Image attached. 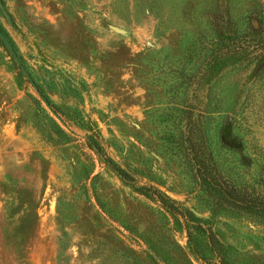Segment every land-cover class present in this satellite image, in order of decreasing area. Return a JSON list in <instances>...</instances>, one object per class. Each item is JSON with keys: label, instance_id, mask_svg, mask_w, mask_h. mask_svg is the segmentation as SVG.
Segmentation results:
<instances>
[{"label": "rangeland", "instance_id": "374dc122", "mask_svg": "<svg viewBox=\"0 0 264 264\" xmlns=\"http://www.w3.org/2000/svg\"><path fill=\"white\" fill-rule=\"evenodd\" d=\"M213 1L0 0V31L67 118L0 41V264H203L195 225L227 264H264V220L232 205L264 195V73L214 53ZM120 47L150 72L141 85L113 67ZM92 135L136 184L86 147ZM141 186L200 222L178 225Z\"/></svg>", "mask_w": 264, "mask_h": 264}, {"label": "trees", "instance_id": "16d2710c", "mask_svg": "<svg viewBox=\"0 0 264 264\" xmlns=\"http://www.w3.org/2000/svg\"><path fill=\"white\" fill-rule=\"evenodd\" d=\"M238 5L230 8V0H214L211 6V11L214 19L216 20L213 30V45L214 53L224 54V61L226 59L234 58V61L245 62L247 65L253 64V75L260 76L264 73V7L260 0H236ZM228 2V3H227ZM236 9L237 13L233 12ZM120 51L110 53L114 57L113 67L117 70H121L124 67H132L131 80L138 81L140 85L150 72H145L141 67V60L136 57H130L128 51H123L124 47L119 48ZM237 51V52H236ZM127 52V53H126ZM228 56V58H226ZM89 55L85 53V59H88ZM28 83V82H27ZM38 91L41 92L40 87L37 85ZM148 90L147 88H145ZM149 92V90H148ZM207 100V97L205 96ZM48 101V99L46 98ZM39 104V101L36 102ZM50 104V109L56 113L60 118L63 125H66L67 118L63 112ZM208 102L203 104V108H206ZM52 124L44 130L46 136L54 141L53 135L59 137L58 131L60 128L55 120H51ZM86 147L93 151L99 159L104 163L106 167H112V170L116 175L125 183L136 184V180L133 174L129 171L122 169L113 160L108 158L105 154L103 146L100 144V139L96 136L86 137ZM137 191L144 198L150 202H154L173 219H175L178 225H181L180 220L184 219V222H189L188 219L193 215L181 209L176 202L166 196L163 192L153 186H141L137 188ZM17 193V191H15ZM232 205H237L242 210L255 213L260 219L264 220V195L259 193L254 196L252 191L244 189L239 202H234ZM236 207V206H235ZM191 216V217H190ZM196 219V218H191ZM198 223L199 219H196ZM194 228L199 229L206 236V247L209 249V257L200 255L197 248H192V257L202 262L203 264H227L225 254L222 250L221 244L218 242L216 235L209 230H204L200 225H195ZM190 238V232H188ZM154 264H169L165 260L157 261L154 257L150 256ZM190 263V261H189ZM191 264V263H190Z\"/></svg>", "mask_w": 264, "mask_h": 264}, {"label": "water", "instance_id": "95a60500", "mask_svg": "<svg viewBox=\"0 0 264 264\" xmlns=\"http://www.w3.org/2000/svg\"><path fill=\"white\" fill-rule=\"evenodd\" d=\"M0 41L2 42V44L7 48L8 52L11 54V56L13 57L15 64L17 65V67L19 68V70L21 71V73L23 74V76L27 79V81L32 85V87L34 88V90L36 91V93L38 94L41 102L45 105L46 108H48L50 110V112H52V114L60 120V118L56 115V113L54 111H52L50 109V104L48 103V101L46 100V98L38 91L37 86L35 85V83L33 82L30 74L28 73V71L26 70V68L24 67V65L22 64L21 60L17 57V55L15 54L12 46L10 45V43L8 42V40L6 39V37L2 34V32L0 31ZM61 121V120H60Z\"/></svg>", "mask_w": 264, "mask_h": 264}]
</instances>
